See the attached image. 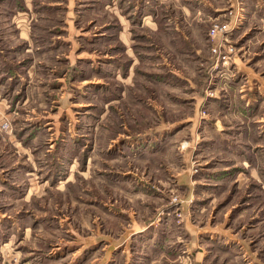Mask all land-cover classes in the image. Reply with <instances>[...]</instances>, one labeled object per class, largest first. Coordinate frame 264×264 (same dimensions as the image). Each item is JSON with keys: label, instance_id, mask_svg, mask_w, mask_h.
I'll return each mask as SVG.
<instances>
[{"label": "rangeland", "instance_id": "obj_1", "mask_svg": "<svg viewBox=\"0 0 264 264\" xmlns=\"http://www.w3.org/2000/svg\"><path fill=\"white\" fill-rule=\"evenodd\" d=\"M0 264H264V0H0Z\"/></svg>", "mask_w": 264, "mask_h": 264}, {"label": "crops", "instance_id": "obj_2", "mask_svg": "<svg viewBox=\"0 0 264 264\" xmlns=\"http://www.w3.org/2000/svg\"><path fill=\"white\" fill-rule=\"evenodd\" d=\"M10 5H13V4H10ZM143 16H144L143 20H147L148 18L152 17V16L151 17L150 16L149 17H145V15H143ZM238 93H239V95H241L240 98H239V101H243V100L248 101V102L251 101V96H250V90L249 89H247V90L246 89H239ZM239 114L242 115L243 113L241 112Z\"/></svg>", "mask_w": 264, "mask_h": 264}]
</instances>
